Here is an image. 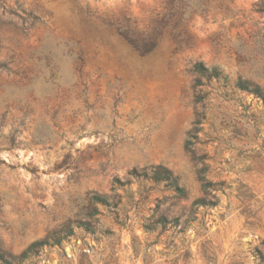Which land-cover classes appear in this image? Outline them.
<instances>
[{"label": "rangeland", "instance_id": "obj_1", "mask_svg": "<svg viewBox=\"0 0 264 264\" xmlns=\"http://www.w3.org/2000/svg\"><path fill=\"white\" fill-rule=\"evenodd\" d=\"M144 1L0 0V249L95 229L22 264H264V0Z\"/></svg>", "mask_w": 264, "mask_h": 264}, {"label": "trees", "instance_id": "obj_2", "mask_svg": "<svg viewBox=\"0 0 264 264\" xmlns=\"http://www.w3.org/2000/svg\"><path fill=\"white\" fill-rule=\"evenodd\" d=\"M180 1L181 0H168L167 9H180V7L178 6ZM199 9H206V7L204 4H202V7H200ZM263 39H264V33H263ZM129 40L131 43L134 42L133 40L132 42L131 39ZM151 42L153 44L154 40H152ZM134 46L139 48L137 44ZM192 69L200 78L216 79L223 81L227 79V76L223 74V72L218 67L216 66L208 67L205 66V64L200 61L194 62ZM234 86L241 91H246L247 93L252 94L254 97L259 98L264 103V90L258 84H254L248 80L238 78L235 81ZM141 175L144 178L149 179L153 182L164 183V185H166L168 189H170L173 192L174 196L176 197H184L186 195V191L179 184L177 177L174 176L169 169L163 167L162 165H156L146 168L141 173ZM114 181L118 182L117 179H114ZM89 202L92 205V209H91L92 211L89 213L90 215H93L97 212L96 209L97 204L109 205L110 203L106 196H101L98 194H92L89 198ZM193 204L197 206L203 205L204 199L197 198L193 201ZM157 222L160 224H165L168 221L164 215H160L157 219ZM172 222L176 223L177 219L176 218L172 219ZM77 227H80L85 231H89V232L95 231L94 227L87 220L84 221L79 219L69 220L61 228L52 232L51 234H48L44 238L32 241L19 255H12L0 249V264H22V262L25 259L29 258L30 256H34L38 254V252L42 248L60 245L62 240L71 236L74 231L73 229Z\"/></svg>", "mask_w": 264, "mask_h": 264}, {"label": "water", "instance_id": "obj_3", "mask_svg": "<svg viewBox=\"0 0 264 264\" xmlns=\"http://www.w3.org/2000/svg\"><path fill=\"white\" fill-rule=\"evenodd\" d=\"M144 0H120V5L123 9H130L132 7L142 8L144 6Z\"/></svg>", "mask_w": 264, "mask_h": 264}]
</instances>
